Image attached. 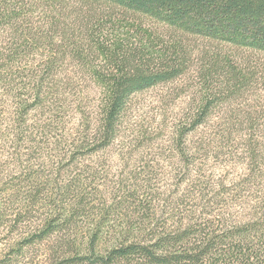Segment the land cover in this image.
<instances>
[{"label": "trees", "instance_id": "trees-1", "mask_svg": "<svg viewBox=\"0 0 264 264\" xmlns=\"http://www.w3.org/2000/svg\"><path fill=\"white\" fill-rule=\"evenodd\" d=\"M181 79L200 86L179 121L186 193L163 208L150 193L137 224L111 225L123 198L92 214L103 184L81 160L116 141L133 96ZM261 91L264 0H0V227L24 228L0 264H264V188L247 189L264 175ZM220 143L249 158L237 184L195 162Z\"/></svg>", "mask_w": 264, "mask_h": 264}, {"label": "rangeland", "instance_id": "rangeland-1", "mask_svg": "<svg viewBox=\"0 0 264 264\" xmlns=\"http://www.w3.org/2000/svg\"><path fill=\"white\" fill-rule=\"evenodd\" d=\"M134 16L137 20H133L142 24V30L145 27L153 28L159 37L166 35V33V36L170 35L171 30H167L166 25L156 22L153 18L138 13ZM123 31L122 37L129 40L132 37L131 33L124 29ZM207 43L206 40L200 38L190 40L195 53ZM223 46V48L228 49L229 44H223ZM215 47L217 44H214ZM242 53L247 55L249 52ZM196 83L197 81L191 83L189 87L187 81L181 79L175 83L160 85L136 94L127 110L116 141L103 151L82 158L81 164L84 165L79 167L86 166L93 171H99V181L97 182L103 184L100 191H97L96 196H94L92 214L97 215L100 208L106 210L122 197L124 208L123 210L111 211L108 218L109 223L116 226L126 224V222L137 224L139 221L137 211L139 209L135 208L139 205V200H142L143 206L148 203L150 206V193L157 192L160 194L162 200L158 202L162 208L166 205L163 204V200L168 198L169 201H175L181 193H186V188L180 184L183 164L180 161L182 160L181 149L184 147L180 145L182 142L178 130L179 121L186 114L188 103L192 100L193 94L200 88ZM261 92L264 94V91ZM249 103L253 104L254 100ZM227 109L231 110L228 103L219 107L218 125L225 119ZM72 119L73 117L68 118V121L71 122ZM75 122H78L76 117L73 123ZM71 126L72 123L69 124V128ZM200 135L192 137L189 141L197 144L202 138ZM204 137L208 138V135ZM241 147V143H220V146L212 147L210 151L208 148L206 152L202 153V156L198 155L195 162L209 173L211 172L212 174H207L213 176V179L222 178V184L226 186L237 184L243 175L249 171L247 154L241 155L240 152L237 154L236 148L240 149ZM9 161V170L23 168L22 163L19 162L17 165L18 161ZM37 162L41 164L40 168L44 170L43 161L37 160ZM260 168L264 170V162ZM50 169L51 165L48 164V170L45 171L48 173ZM89 176L87 177L92 179L91 175ZM256 182L260 186L258 183L247 186V189L252 190V193L258 187L264 188V175L252 183ZM135 187H137L136 195H132L133 197L129 199L124 198V193L127 190L133 191ZM249 201L251 204L257 203L255 198H249ZM190 205L195 206L197 203H190ZM37 216L39 214H36ZM86 221L85 218L82 219V222L86 223ZM9 231L8 227H0V263L3 258L1 256L7 250L8 244L19 240L24 235V228L19 233L15 232L12 235L8 234ZM8 239L10 241L7 244Z\"/></svg>", "mask_w": 264, "mask_h": 264}]
</instances>
